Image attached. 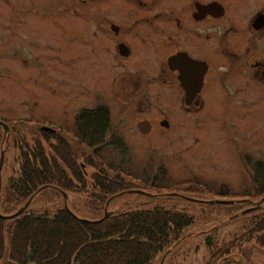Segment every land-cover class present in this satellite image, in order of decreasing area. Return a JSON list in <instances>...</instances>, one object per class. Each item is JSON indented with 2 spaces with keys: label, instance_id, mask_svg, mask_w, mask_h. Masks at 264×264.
Segmentation results:
<instances>
[{
  "label": "rangeland",
  "instance_id": "374dc122",
  "mask_svg": "<svg viewBox=\"0 0 264 264\" xmlns=\"http://www.w3.org/2000/svg\"><path fill=\"white\" fill-rule=\"evenodd\" d=\"M45 2L46 6L37 5ZM55 3L56 0H0V120L25 134L29 141L34 135L42 139V133L50 132L52 128L73 131L74 115L82 106V100L92 104V98L80 96L77 85L87 79L86 73L78 69L80 56H62L60 46L67 41L48 29L49 19L39 13L25 12L24 21L19 24L17 10L20 5L24 8L30 4L37 5L36 8L42 9V15L55 21ZM67 16L66 13L61 14L58 21L67 22ZM74 28L78 29V24ZM107 100L113 103L112 110L117 111L118 108L119 112L118 102ZM262 104L252 111H249L251 108L217 109L214 111L217 112L215 123L203 120L198 125L188 124L183 127L185 130L179 131V139L172 135L143 140L134 136L135 127L131 122L117 125L115 121L114 130L127 138L114 140V145L107 141L94 157L98 159L93 161L95 164L98 160L103 162L101 166L109 175L115 174L116 169L133 188L109 204L110 199L106 196L100 214L104 215L105 209L110 213L117 209H135L134 206L147 209L157 203L169 204V208L191 216L193 222L175 235L176 240L172 239L157 253L152 264H209L207 238L217 237L221 244L239 226L238 217L233 215L239 213L243 206L234 203L245 200L247 192L252 205L262 198L253 195L250 173L242 158L249 155L253 159H264ZM130 110L133 108L127 111ZM53 132L58 135V130ZM11 142L7 151H3L8 173L10 166L15 167L17 156ZM72 144L78 154H88L84 146ZM79 162L90 183L89 178L95 168L83 157ZM110 165L117 167L110 169ZM6 175H3V180ZM136 179L143 181L142 186L135 183ZM191 180H198L207 188H201L197 183L189 185ZM224 187L227 194L220 192ZM146 193L157 196L149 199ZM67 199L78 214L88 217L90 213L84 210H93L98 201L92 198L90 207L85 208L80 207L85 199L83 195L69 194ZM217 200L232 203H217ZM145 202L152 204L140 205ZM244 256L251 259L252 264H263L264 250L246 245Z\"/></svg>",
  "mask_w": 264,
  "mask_h": 264
},
{
  "label": "flooded vegetation",
  "instance_id": "af4514ba",
  "mask_svg": "<svg viewBox=\"0 0 264 264\" xmlns=\"http://www.w3.org/2000/svg\"><path fill=\"white\" fill-rule=\"evenodd\" d=\"M55 4V21L30 4L19 6L18 22L23 23L25 12L39 13L49 19L52 33L66 39L62 56H80L78 69L87 79L77 85L80 96L92 98V104L82 100L74 117L83 109L104 106L110 124L104 139L127 138L114 130L115 121L131 122L134 136L143 140L179 139L188 124L213 123L217 109L252 111L264 104V0ZM63 13L69 19L65 23L58 21ZM107 98L118 102L119 112ZM52 129L57 135L53 131L59 128Z\"/></svg>",
  "mask_w": 264,
  "mask_h": 264
},
{
  "label": "trees",
  "instance_id": "16d2710c",
  "mask_svg": "<svg viewBox=\"0 0 264 264\" xmlns=\"http://www.w3.org/2000/svg\"><path fill=\"white\" fill-rule=\"evenodd\" d=\"M10 127L9 134H5L0 126V153L7 151L10 141L17 151L16 164L10 166V173L5 154L1 169L0 264H152L157 253L172 239L176 240L175 235L181 229L192 224L191 216L162 203L147 209L132 205L135 209L113 210L97 221L103 217L100 211L106 196L110 198L109 204L133 188L116 169L115 174L111 173L113 176L109 175L101 166L103 162L98 160L95 164L93 161L98 159L94 157L107 141L115 144L114 140L103 138L110 130L104 106L79 111L73 131L59 128L58 135L44 132L42 139L34 135L29 141L25 134ZM72 142L84 146L88 154H78ZM82 157L95 168L90 183L80 169ZM242 158L250 173L253 195L263 197L264 159H253L249 155ZM113 166L110 165V169ZM3 175H6L4 180ZM135 183L141 185L143 181L136 179ZM189 183L207 188L198 180ZM226 189L220 192L227 194ZM69 194L85 197L80 207L89 208V200H98L97 205L91 206L93 210H84L90 213L89 217L71 207ZM145 195L149 199L157 196ZM249 195L247 192L245 200L234 203L243 206L233 215L239 221L235 232H230L221 244L217 237L207 238L209 264H244L243 261L252 264L254 262L244 256L246 245L264 250V203L242 212L252 207ZM30 198L21 213L11 216Z\"/></svg>",
  "mask_w": 264,
  "mask_h": 264
},
{
  "label": "water",
  "instance_id": "95a60500",
  "mask_svg": "<svg viewBox=\"0 0 264 264\" xmlns=\"http://www.w3.org/2000/svg\"><path fill=\"white\" fill-rule=\"evenodd\" d=\"M0 126H2V128L4 130V133H7L8 132L9 128H8L7 124H5L2 121H0ZM3 159L4 158H3V150H2L1 153H0V189H1V169H2V165H3ZM31 199L32 198H30L19 210H17L11 216H14V215H17V214L21 213L25 209V207L29 204V202L31 201ZM64 199L66 201V194H64ZM216 202L217 203H232V201H224V200H217ZM262 203H264V196L259 201H257L254 205H252V207L247 208V209H244L242 212H246V211H249L251 209H254V208L260 206ZM108 214H109V212H107L106 209H105V212H104L103 217L101 219L97 220V221L102 220Z\"/></svg>",
  "mask_w": 264,
  "mask_h": 264
}]
</instances>
